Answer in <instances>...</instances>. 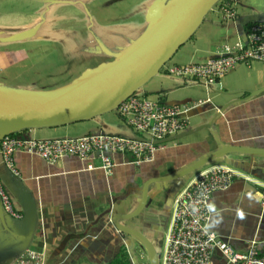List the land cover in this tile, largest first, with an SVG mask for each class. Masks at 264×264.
<instances>
[{
  "label": "crops",
  "instance_id": "crops-1",
  "mask_svg": "<svg viewBox=\"0 0 264 264\" xmlns=\"http://www.w3.org/2000/svg\"><path fill=\"white\" fill-rule=\"evenodd\" d=\"M228 1L236 5V19L225 20L223 12L214 8L161 73L141 89L145 98L181 107L182 119L187 122L184 132H191L168 143L155 154L153 162L138 164L131 154H113L116 166L113 175L108 176L99 152L86 160L66 156L57 164L18 152L14 158L17 176L4 164L0 151V175L20 218L25 215L29 199L38 208L37 228L29 243L26 237L7 231L0 218V264H18L29 251L43 253L44 264H112L124 250L132 263L138 264L133 255L138 241L120 232L114 218L135 212L146 184L151 182L144 213L121 224L145 235L155 249V242L164 239L166 249L176 200L200 172L217 167L232 169L237 178L229 190L217 192L211 199V231L237 251H247L253 242L264 251V157L232 154L177 181H157L218 151L222 144L264 150L263 63L240 65L212 86L175 78L167 72L170 66L206 63L218 58L226 47L246 43L251 24L243 23L249 16L264 13V0ZM77 5L72 0H0L3 37L37 28L31 39L0 42V86L30 88L28 82L42 74L27 80L24 72L30 74L54 56L50 48L79 44L77 34L88 25L83 20L84 11H79ZM93 41L84 50L93 51ZM124 46L107 47L120 51ZM100 133L126 137L135 134L118 110L86 122L27 132L30 139L42 141ZM212 263L228 264L219 251L213 253Z\"/></svg>",
  "mask_w": 264,
  "mask_h": 264
},
{
  "label": "water",
  "instance_id": "water-1",
  "mask_svg": "<svg viewBox=\"0 0 264 264\" xmlns=\"http://www.w3.org/2000/svg\"><path fill=\"white\" fill-rule=\"evenodd\" d=\"M223 0H156L148 10L149 25L139 38L128 47L113 51L101 42L102 52L110 56L108 62L88 69L70 84L52 90H31L0 86V143L10 135L21 134L30 139V130L58 128L86 122L119 109L120 105L136 95L152 79L157 77L178 50L198 31L207 15ZM264 22V13L249 16L243 26ZM37 28L3 37L0 42L14 43L33 38ZM191 132H183L162 141H149L135 134V139L153 144H168L180 140ZM232 154L264 157V150L221 145L215 151L183 170L157 181L174 182L205 169ZM154 183V182H153ZM148 182L144 188L139 208L130 215L116 216L114 224L123 234L135 238L145 247L151 264H160L153 243L143 234L122 225L146 210L149 197ZM25 215L20 219L8 217L0 201V218L7 231L25 238L34 235L37 224V204L29 199Z\"/></svg>",
  "mask_w": 264,
  "mask_h": 264
},
{
  "label": "built area",
  "instance_id": "built-area-1",
  "mask_svg": "<svg viewBox=\"0 0 264 264\" xmlns=\"http://www.w3.org/2000/svg\"><path fill=\"white\" fill-rule=\"evenodd\" d=\"M225 20L237 17L234 2L225 1L219 5ZM254 62L264 64V22L250 25L247 41L237 48L226 47L218 58L206 63L170 66V76L183 80H194L205 85H215L240 65ZM119 115L130 128L149 141H162L184 132L186 120L182 119L184 110L158 101L134 95L123 102ZM131 137L92 134L81 138L55 140L22 139L20 135L5 137L0 143L1 157L7 168L18 176L15 155L25 152L37 155L49 164H57L66 156H75L86 160L91 154L99 152L102 169L112 176L115 163L113 154H131L137 163H151L155 154L165 149L167 144L142 142ZM237 174L230 168L217 167L200 172L192 185L176 200L171 230L166 240L163 261L160 264H213L212 255L219 251L228 264H264V251L253 242L245 252L235 250L221 240L210 229L212 219L211 199L217 192L231 188ZM0 201L6 214L19 219L10 195L0 175ZM264 205V195L262 198ZM43 253L29 251L18 264H44Z\"/></svg>",
  "mask_w": 264,
  "mask_h": 264
},
{
  "label": "rangeland",
  "instance_id": "rangeland-1",
  "mask_svg": "<svg viewBox=\"0 0 264 264\" xmlns=\"http://www.w3.org/2000/svg\"><path fill=\"white\" fill-rule=\"evenodd\" d=\"M77 2L76 8L83 12L85 23L88 25L86 30L77 34L80 40L79 44L72 43L71 45H61L50 48L48 51L54 53V56L48 60H44L37 69L30 74L26 71L25 79L33 78L37 73L42 74L41 78L28 82L33 90L55 89L61 85L71 82L74 78L79 77L88 67H96L99 63L108 62L110 56L106 53L96 51L100 48L101 42L105 47L113 45H125L126 42L130 45L136 40L138 35L146 30L149 25L148 10L156 0H72ZM223 3L220 2L219 5ZM217 5L215 8H219ZM7 13V12H3ZM80 18V25L83 21ZM140 30V31H137ZM137 31V32H136ZM137 36V37H136ZM99 38V40H98ZM88 41L86 42L85 40ZM91 40L96 43V48H90ZM107 42V44L105 42ZM126 41V42H125ZM93 43V44H94ZM109 48V47H107ZM43 56V54H41ZM25 81H22L23 84ZM25 85V84H24ZM27 86V85H25ZM29 87V86H27ZM140 93L137 95L142 96ZM144 97V96H143ZM164 239L160 242L156 241L155 246L159 255L160 261L164 257ZM138 261V264H151L149 254L144 246L138 245L133 253Z\"/></svg>",
  "mask_w": 264,
  "mask_h": 264
},
{
  "label": "trees",
  "instance_id": "trees-1",
  "mask_svg": "<svg viewBox=\"0 0 264 264\" xmlns=\"http://www.w3.org/2000/svg\"><path fill=\"white\" fill-rule=\"evenodd\" d=\"M228 0H223V3ZM222 4V3H221ZM220 4V5H221ZM18 136L21 134H17ZM112 264H133L131 261L130 254L127 250H124L121 255Z\"/></svg>",
  "mask_w": 264,
  "mask_h": 264
}]
</instances>
